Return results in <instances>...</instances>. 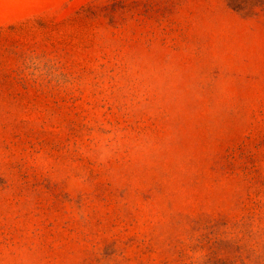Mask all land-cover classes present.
<instances>
[{
    "label": "rangeland",
    "instance_id": "rangeland-1",
    "mask_svg": "<svg viewBox=\"0 0 264 264\" xmlns=\"http://www.w3.org/2000/svg\"><path fill=\"white\" fill-rule=\"evenodd\" d=\"M0 264H264V0H0Z\"/></svg>",
    "mask_w": 264,
    "mask_h": 264
}]
</instances>
